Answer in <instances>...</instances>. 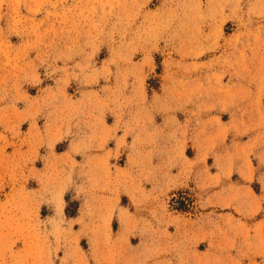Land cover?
<instances>
[{"label": "rangeland", "instance_id": "1", "mask_svg": "<svg viewBox=\"0 0 264 264\" xmlns=\"http://www.w3.org/2000/svg\"><path fill=\"white\" fill-rule=\"evenodd\" d=\"M0 264H264V0H0Z\"/></svg>", "mask_w": 264, "mask_h": 264}]
</instances>
